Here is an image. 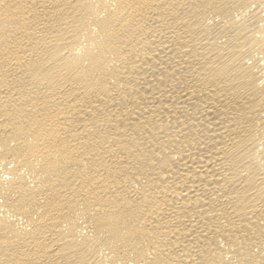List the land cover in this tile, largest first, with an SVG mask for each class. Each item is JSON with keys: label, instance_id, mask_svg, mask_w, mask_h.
Masks as SVG:
<instances>
[{"label": "bare ground", "instance_id": "1", "mask_svg": "<svg viewBox=\"0 0 264 264\" xmlns=\"http://www.w3.org/2000/svg\"><path fill=\"white\" fill-rule=\"evenodd\" d=\"M0 264H264V0H0Z\"/></svg>", "mask_w": 264, "mask_h": 264}]
</instances>
